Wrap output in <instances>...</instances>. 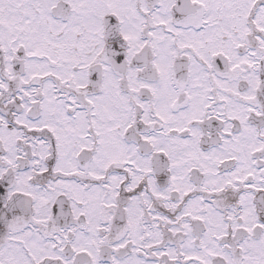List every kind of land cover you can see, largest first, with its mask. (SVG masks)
<instances>
[{"label": "snow or ice", "instance_id": "snow-or-ice-1", "mask_svg": "<svg viewBox=\"0 0 264 264\" xmlns=\"http://www.w3.org/2000/svg\"><path fill=\"white\" fill-rule=\"evenodd\" d=\"M0 264H264V0H0Z\"/></svg>", "mask_w": 264, "mask_h": 264}]
</instances>
